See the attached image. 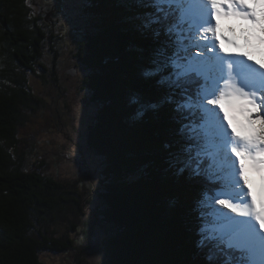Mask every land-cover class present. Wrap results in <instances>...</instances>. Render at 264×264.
<instances>
[{
	"label": "trees",
	"instance_id": "16d2710c",
	"mask_svg": "<svg viewBox=\"0 0 264 264\" xmlns=\"http://www.w3.org/2000/svg\"><path fill=\"white\" fill-rule=\"evenodd\" d=\"M84 1L67 29L65 0H0V264H47L48 253L70 264H208L201 228L217 182L189 161L186 125L195 117L177 110L178 91L145 75L158 47L143 27L152 9L143 0ZM74 64L84 73L81 108H99L86 144L101 159L102 181L88 184V199L74 162L40 160L33 144L21 152L19 139L27 117L48 105L53 116L39 143L81 155L72 138L82 128L69 125L66 100L72 74L64 68ZM31 72L57 95L37 94ZM94 193L99 204L88 207ZM96 228L104 234L92 246Z\"/></svg>",
	"mask_w": 264,
	"mask_h": 264
},
{
	"label": "snow or ice",
	"instance_id": "6c2138e0",
	"mask_svg": "<svg viewBox=\"0 0 264 264\" xmlns=\"http://www.w3.org/2000/svg\"><path fill=\"white\" fill-rule=\"evenodd\" d=\"M143 2L152 9L143 27L158 43L145 75L178 91L177 110L195 117L186 125L189 161L197 175L217 182L201 228L208 264H264V57L239 50L234 26L226 30L233 35L220 27L241 22L245 44L258 33L255 47L264 54V0ZM230 109L250 125L258 121L259 133L238 130ZM250 170L259 174L258 196Z\"/></svg>",
	"mask_w": 264,
	"mask_h": 264
},
{
	"label": "rangeland",
	"instance_id": "374dc122",
	"mask_svg": "<svg viewBox=\"0 0 264 264\" xmlns=\"http://www.w3.org/2000/svg\"><path fill=\"white\" fill-rule=\"evenodd\" d=\"M48 3L50 4L51 2H49V0H47ZM53 4H56L57 2L52 1ZM85 3L84 0H65V2H63V10L65 11V16H66V22L70 23V27H67V29H70L73 24H74V17H78V13H81L82 9H83V4ZM51 13V12H50ZM84 21V20H83ZM82 21V22H83ZM234 26L235 27V33L234 35L236 37H239L238 39V43L241 45V48L239 49L240 51H245L248 52L249 55H251L253 57L254 60L260 61L262 59V57H264V54L261 53L260 49L258 47H255V45L257 44L256 41V37L253 35L250 37V44L246 45L243 37L241 36V22L235 21V20H230V21H226V20H222L220 22V27L222 29H225V34L227 35H233V33H228L226 30L229 26ZM68 33H70V31H68ZM73 34H71L72 36ZM227 46V45H225ZM229 46V45H228ZM231 47V46H230ZM51 61H47V63H50ZM65 71L67 69H69L70 71H74V74L71 75V77L69 79H67V81L69 80V82L64 81V83L67 82V84L69 85L70 88V93H67L66 95V100H68V107H70L71 109H73V116L70 118L69 121V125L70 126H77V127H81L82 129H79L78 133L76 136H74L73 139V145L74 147L76 146L77 148L81 147L82 149V154L80 156H76L73 157L72 155H68V153L65 154L64 152H61L62 150L60 149H52L49 150V152L47 151L48 147H43L44 144H49V142H41L39 143V141H41V139H44L42 136L44 134H47V129L48 126L47 122L49 120H52L51 116H53V112L49 111V109H47V107H49L48 105H45L43 108V114H31L29 115L30 117H27V123L22 124L18 129H19V139L21 141V152L23 150L26 149V151H29L33 146L34 152L33 154L35 155H39L41 158L40 160H44L47 159L48 155H52L54 157H56L58 159V157H62V158H67L66 160L72 161V162H76L73 159H76L78 161V163L81 165V169L78 170V173H80V176H82L83 178V182L87 183V191H83L82 189V193H84V197L85 199H88L89 196V186L91 184H95L92 186H97L100 184V182L102 181V176H101V159L97 156H94V154H92L89 149L88 146L86 144L87 142V138H88V129L89 128V124L93 121L94 117L96 116L97 112L99 111V108L97 107V105H93L92 103L90 105L87 106H83L81 108V104L83 103L84 99L82 96V93L79 92L77 86H78V80L80 78H82L84 75V73H81L83 70L82 69H78L77 66L74 64L67 66L64 68ZM75 70L77 71V74L75 73ZM30 84L35 88V91L37 94L40 93H53V96L57 95V87H52L51 85H47L40 77H38L37 75H35L34 73H29V75L27 76ZM51 107L53 108L54 105L51 104ZM64 106H62L63 108ZM74 107L77 108V111L74 113ZM79 110V112H78ZM62 111V109L60 110ZM52 112V113H51ZM55 112V110H54ZM229 114L230 116H232L233 118V123L234 125L237 127L238 130L240 131H247V130H251L254 131L255 133H259V127L257 128V123L250 125L248 123V118L247 115L244 113H240L238 109H230L229 110ZM69 119V118H68ZM253 120H256V115L253 114ZM58 124L60 125L61 129L62 128H66L61 126V123L58 122ZM47 128V129H46ZM51 131H53L51 134L57 138L61 139V134L59 132L60 129L58 128H51ZM61 131V130H60ZM64 132V129H63ZM41 138V139H40ZM80 143H82V145H80ZM63 144V141H62ZM78 151H80L78 149ZM50 153V154H49ZM32 154V152H31ZM34 155L31 157L32 159H35ZM28 157H30L31 155L28 153L27 154ZM49 157V156H48ZM85 160L86 162L82 161ZM59 162V160H58ZM30 163V162H28ZM31 165V164H30ZM59 163H54L53 166H58ZM35 168H26V170L28 172H32ZM252 174L254 176H256L255 180L252 179ZM74 176L72 175V178ZM68 178V177H67ZM249 178H250V182L252 184V187L255 188L258 192H259V174L252 172L251 170L249 171ZM77 180L73 179V182H76ZM89 184V186H88ZM79 188L78 186L76 187V189ZM93 196L95 197L96 194L94 193ZM96 200L92 201L91 203H89L88 207H92L95 208L98 206L99 204V199L100 197H95ZM96 224V223H95ZM94 225V224H93ZM97 233V237L94 236H90V239L88 240V244L90 245H95L97 246V240L102 239L101 236L103 233V230H101L100 228H96V231H94ZM96 243V244H95ZM100 245V244H99ZM63 254H57V253H48L45 256H43V262L47 263V264H70L71 260L69 258V256H64L62 257ZM59 256V257H58ZM64 259L61 260L60 259ZM92 260V259H91ZM94 263L93 261L91 262H85L84 264H92ZM73 264V263H72Z\"/></svg>",
	"mask_w": 264,
	"mask_h": 264
},
{
	"label": "clouds",
	"instance_id": "9594fccd",
	"mask_svg": "<svg viewBox=\"0 0 264 264\" xmlns=\"http://www.w3.org/2000/svg\"><path fill=\"white\" fill-rule=\"evenodd\" d=\"M75 73L77 74V71L75 70ZM257 124V128L259 127V123H258V121L256 122ZM78 149H80V151L82 150L81 149V147H79ZM82 152V151H81ZM82 154V153H81ZM75 157V156H74ZM73 160H75L76 162H75V164L77 165V167H78V170H80L81 169V165L78 163V161L76 160V159H73ZM83 161V160H82ZM255 178H256V176H254L253 174H252V179L253 180H255Z\"/></svg>",
	"mask_w": 264,
	"mask_h": 264
},
{
	"label": "bare ground",
	"instance_id": "6f19581e",
	"mask_svg": "<svg viewBox=\"0 0 264 264\" xmlns=\"http://www.w3.org/2000/svg\"><path fill=\"white\" fill-rule=\"evenodd\" d=\"M227 45V44H226ZM225 47H230V46H225ZM253 192L255 193V194H257V196L259 195V192L255 189V188H253Z\"/></svg>",
	"mask_w": 264,
	"mask_h": 264
},
{
	"label": "water",
	"instance_id": "95a60500",
	"mask_svg": "<svg viewBox=\"0 0 264 264\" xmlns=\"http://www.w3.org/2000/svg\"><path fill=\"white\" fill-rule=\"evenodd\" d=\"M70 21V20H69ZM68 21V24H70L71 22ZM69 73H71L72 75L74 74V71H70Z\"/></svg>",
	"mask_w": 264,
	"mask_h": 264
}]
</instances>
